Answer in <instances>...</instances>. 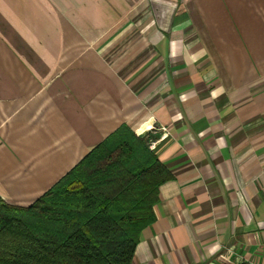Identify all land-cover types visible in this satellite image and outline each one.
I'll return each instance as SVG.
<instances>
[{"label": "crops", "instance_id": "crops-1", "mask_svg": "<svg viewBox=\"0 0 264 264\" xmlns=\"http://www.w3.org/2000/svg\"><path fill=\"white\" fill-rule=\"evenodd\" d=\"M159 1L0 0V198L152 120L172 177L131 264H264V0Z\"/></svg>", "mask_w": 264, "mask_h": 264}, {"label": "trees", "instance_id": "trees-1", "mask_svg": "<svg viewBox=\"0 0 264 264\" xmlns=\"http://www.w3.org/2000/svg\"><path fill=\"white\" fill-rule=\"evenodd\" d=\"M171 173L127 126L29 206L0 198V264H131Z\"/></svg>", "mask_w": 264, "mask_h": 264}, {"label": "rangeland", "instance_id": "rangeland-1", "mask_svg": "<svg viewBox=\"0 0 264 264\" xmlns=\"http://www.w3.org/2000/svg\"><path fill=\"white\" fill-rule=\"evenodd\" d=\"M159 2H160L159 0H156L157 7H158ZM173 3H175V0H173ZM0 51H1V48H0ZM151 124H153V123H151ZM136 131H137V129L135 130V132ZM141 133H142V131L140 133H138L137 136H139V134H141ZM149 133H150V138L148 137ZM149 133H147V135L144 137V139L146 141V145H148L147 143H148V141H150L149 146H150L151 150L152 149L155 150V148L157 147L156 144L158 145L159 142L162 141L163 135L166 137L169 135V129L162 124H155V127Z\"/></svg>", "mask_w": 264, "mask_h": 264}, {"label": "built area", "instance_id": "built-area-1", "mask_svg": "<svg viewBox=\"0 0 264 264\" xmlns=\"http://www.w3.org/2000/svg\"><path fill=\"white\" fill-rule=\"evenodd\" d=\"M151 123H153L152 120H150L145 125H143L142 128H138V130L135 132L136 135H138V133H140L141 131H144V130H147V132L149 133L155 127V124L154 123L151 124ZM147 144H148L147 146L150 148V146H149L150 141H148Z\"/></svg>", "mask_w": 264, "mask_h": 264}, {"label": "water", "instance_id": "water-1", "mask_svg": "<svg viewBox=\"0 0 264 264\" xmlns=\"http://www.w3.org/2000/svg\"><path fill=\"white\" fill-rule=\"evenodd\" d=\"M147 133H148L147 130H144V131H142L141 134H139V137L144 138L147 135Z\"/></svg>", "mask_w": 264, "mask_h": 264}]
</instances>
